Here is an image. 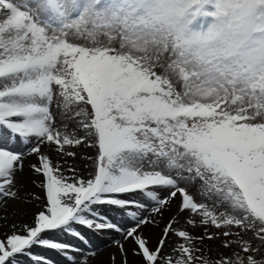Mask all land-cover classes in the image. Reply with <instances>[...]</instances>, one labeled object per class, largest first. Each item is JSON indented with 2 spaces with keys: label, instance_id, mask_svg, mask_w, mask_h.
Returning <instances> with one entry per match:
<instances>
[{
  "label": "snow or ice",
  "instance_id": "1",
  "mask_svg": "<svg viewBox=\"0 0 264 264\" xmlns=\"http://www.w3.org/2000/svg\"><path fill=\"white\" fill-rule=\"evenodd\" d=\"M20 142L40 154L32 167L46 178V211L0 239V264L21 256L51 264L34 246L89 264L94 251L81 260L70 253L83 249L44 235L63 231L86 244L77 226L131 239L143 264H209L196 242L214 235L177 230L175 217L155 249L142 234L178 196L180 212L237 237L224 246L239 252L215 264H264L241 236L254 231L264 244V0H0L5 205L22 199ZM45 143L69 157L66 146L95 147V171L84 178L70 166L72 176L63 175L41 154ZM104 208L122 220L113 223ZM170 235L183 243L166 254Z\"/></svg>",
  "mask_w": 264,
  "mask_h": 264
},
{
  "label": "rangeland",
  "instance_id": "2",
  "mask_svg": "<svg viewBox=\"0 0 264 264\" xmlns=\"http://www.w3.org/2000/svg\"><path fill=\"white\" fill-rule=\"evenodd\" d=\"M209 11L213 9L211 6H207ZM211 20V17H209ZM78 119V118H76ZM69 125V131H72L74 128L77 127L75 120L73 121H66ZM77 136H81L80 132L78 131ZM87 143V142H85ZM23 145L22 142L16 145L15 150L19 149ZM43 145V144H41ZM40 145V146H41ZM25 146V145H23ZM27 146H33L31 143ZM25 146V148L27 147ZM24 148L21 152H27ZM30 148V147H29ZM71 151L75 153V157L66 156L64 153L62 157L66 159L65 167L67 166L66 172L63 174L65 176H72V173L68 171V168L71 166L76 169V173L78 176L88 178L90 173L95 171L94 163L95 158L97 156V149L95 147H88L85 144L79 146H66L65 152ZM56 154L59 155L60 152L56 149ZM39 155H36V166H39ZM91 157L92 159H89ZM79 166H83V169L80 173ZM34 178V187L35 191H28L24 188L23 185H20L18 181L16 184L20 187L19 195L22 199H9L5 204L0 203V239L6 237V235H11L15 231H20L24 225L34 226L35 217L39 214L40 211H46V189L43 186L42 182L46 180V178L41 173H36ZM191 193L194 195V198L198 202H205L203 198L196 194V188L191 187ZM166 194V193H165ZM38 198V199H37ZM134 199H140L139 195L133 197ZM39 201L45 204V208L42 209L39 206ZM174 211L173 213L169 211L163 214V218L159 221V226L157 228V232L155 235H151L149 237L145 236L144 232H142L143 236L146 237L149 242L151 248L155 249L158 245L159 240L163 235V230L166 225L169 223L170 220L175 217L176 222L174 223L173 227L176 229L175 224H179L180 228L177 230H184L193 235L194 237H203L206 234L214 235V239L209 240L205 238L201 244L202 252L199 255H202L204 259L208 260L209 264H215L217 260L223 257H231L234 253L239 252V247L230 244L229 247H225V242L235 241L237 237L235 235L224 237L223 231L229 229H216L211 224L204 226L201 225V217L196 214H192L189 211L180 212L179 208L181 205V198L178 196L174 199ZM137 210V209H131ZM105 214L113 223H118L122 220L121 215L119 212L104 208ZM176 212V214H175ZM193 220L195 221V226L189 224L188 221ZM179 221V222H178ZM15 226V227H14ZM77 230L85 237L87 243L85 244L81 240L69 235L63 231L57 232H49L44 234L46 238L65 242L74 246H77L83 249V253H70L73 256L79 257L81 260L83 259L84 255H87L89 250L94 251L97 253L98 250L102 248V252L105 251L103 257L109 260L110 264H143L141 256L134 254V249L136 245L131 241V239L127 240V245L124 246L125 251L122 252L117 244L114 243V237H122L118 233L107 230V231H93L88 229L84 226H77ZM233 233L238 231L237 229H230ZM143 231V229H142ZM171 236V235H170ZM169 236V237H170ZM241 236L243 239L249 240L253 243L254 247L259 248V251L255 253L257 259H264V244H260L255 239V232L254 231H247L241 232ZM97 242V243H96ZM174 243H183V241H177V239H169L166 241V248L164 249L165 253L167 254ZM31 251L36 255L45 258L46 260L50 261L51 264H66L65 262V254L62 251L58 250H51L46 247L41 246H34ZM175 256L176 254L173 253ZM132 257V258H131ZM131 258V259H130ZM137 260V261H136ZM19 264H36L33 260L29 259L27 256L19 257ZM70 264V262H69Z\"/></svg>",
  "mask_w": 264,
  "mask_h": 264
},
{
  "label": "bare ground",
  "instance_id": "3",
  "mask_svg": "<svg viewBox=\"0 0 264 264\" xmlns=\"http://www.w3.org/2000/svg\"><path fill=\"white\" fill-rule=\"evenodd\" d=\"M80 135H82V132H80ZM29 147H31V146H27L26 148L23 145L21 147L17 146V148H19V149H17V151H23L24 148L27 150ZM40 148H41V154L47 155L53 161L54 165H59V167L61 169V172L64 174L66 172V170H67V166L66 167L64 166L65 162H66V159H64L62 157L61 153L59 155L56 154V152H55L56 147L54 145H50V144L45 143V144L41 145ZM25 153L26 154L23 156V160H22V163H23L22 171H18L17 172L15 179H16V181L19 182L20 185H23L26 190L35 191V187H34V184H33L34 178H35V174H33L34 169H33L32 166L35 165V163H36V158L35 157H36L37 154H27V152H25ZM82 169H83V166H79V170H78L79 172L78 173H80L82 171ZM174 205H175V201H173L171 203V210L169 211V213L170 212L173 213ZM39 206L42 209L45 208V204L43 202H41V201H39ZM165 212H167V211H165ZM175 214H176V212H175ZM175 227H176V229L180 228L179 224H175ZM142 232H144L145 236L149 237L150 234L151 235H155V233L157 232V228H155L154 226L148 225V226H145L143 228ZM114 238H115L113 240L114 243L116 241H119L124 246H126L128 244L127 241L124 240L123 236L122 237L116 236ZM169 239L171 240V239H177V238L174 235H171L169 237ZM196 247H199V248L201 247V243L199 241L196 242ZM101 250H102V248L97 251V253L95 254L94 257H89V264H110L109 260L106 259L105 257H103V255L105 254V251L102 252ZM84 256H86V255H84ZM119 264H121V263H119Z\"/></svg>",
  "mask_w": 264,
  "mask_h": 264
}]
</instances>
